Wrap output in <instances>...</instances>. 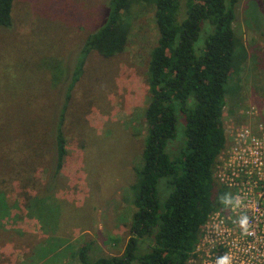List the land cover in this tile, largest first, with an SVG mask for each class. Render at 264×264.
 I'll list each match as a JSON object with an SVG mask.
<instances>
[{
  "label": "rangeland",
  "instance_id": "rangeland-1",
  "mask_svg": "<svg viewBox=\"0 0 264 264\" xmlns=\"http://www.w3.org/2000/svg\"><path fill=\"white\" fill-rule=\"evenodd\" d=\"M104 1L13 0L12 26L0 28V188L10 205L0 219V264H79L77 252L83 245L90 261L119 255L129 235L148 102L145 65L157 36L151 7L132 11L123 52L110 58L95 52L86 56L66 105V154L50 192L55 202L35 214L24 206L23 192L37 197L49 174L52 155L34 144L39 128L51 124L79 48L98 24ZM255 4H234L231 28L244 55L229 79L231 92L222 113L226 146L212 172L220 187L224 185L214 174L241 126L264 136V15ZM178 18H183L180 9ZM25 133L37 155L22 150L24 144L16 138L22 140ZM31 162L34 171L28 176L35 187L22 189L23 179L1 177ZM50 222L52 226H43ZM202 228L209 249L213 233ZM200 258L199 250L187 264H201Z\"/></svg>",
  "mask_w": 264,
  "mask_h": 264
},
{
  "label": "trees",
  "instance_id": "trees-1",
  "mask_svg": "<svg viewBox=\"0 0 264 264\" xmlns=\"http://www.w3.org/2000/svg\"><path fill=\"white\" fill-rule=\"evenodd\" d=\"M236 1L103 2L100 20L85 37L69 81L61 90V104L53 111L51 124L40 127L38 140L34 141L36 149L52 155L46 187L37 197L23 192L25 209H31L33 214L55 202L50 192L66 154V105L85 58L90 52L102 58L123 52L132 11L151 7L157 36L145 65L148 102L142 115L145 132L137 184L133 187L129 235L119 255L90 261L83 245L77 252L79 264H187L194 254L200 228L214 212L230 204L229 191L215 184L212 172L226 146L222 113L225 97L231 92L228 82L244 55L231 28ZM255 3H259L264 15V0ZM12 4L13 0H0V28H11ZM179 9L183 17L180 21ZM19 138L16 139L24 144L22 150L26 147L29 155H37L35 148L28 145L27 133L22 140ZM38 143L42 144L37 146ZM24 164L20 171L11 176L3 172L1 177L14 182L23 179L22 189L35 187L36 181L28 176L34 171V162ZM33 204L36 206L31 208ZM9 207L0 188V219ZM39 218L45 220L42 213ZM51 223L43 226H52Z\"/></svg>",
  "mask_w": 264,
  "mask_h": 264
},
{
  "label": "built area",
  "instance_id": "built-area-1",
  "mask_svg": "<svg viewBox=\"0 0 264 264\" xmlns=\"http://www.w3.org/2000/svg\"><path fill=\"white\" fill-rule=\"evenodd\" d=\"M256 133L241 126L214 174L231 202L224 215L214 212L203 225L215 240L209 249L204 245L207 231L200 228L193 257L200 250L201 264H217L222 255L229 256L231 264H264V136ZM242 216L248 218L246 229L239 223Z\"/></svg>",
  "mask_w": 264,
  "mask_h": 264
},
{
  "label": "clouds",
  "instance_id": "clouds-1",
  "mask_svg": "<svg viewBox=\"0 0 264 264\" xmlns=\"http://www.w3.org/2000/svg\"><path fill=\"white\" fill-rule=\"evenodd\" d=\"M227 202H230V201H227ZM239 223L242 228L246 229L247 224H248L247 216H242L240 218ZM217 264H231L230 257L227 255H222V256L217 257Z\"/></svg>",
  "mask_w": 264,
  "mask_h": 264
}]
</instances>
